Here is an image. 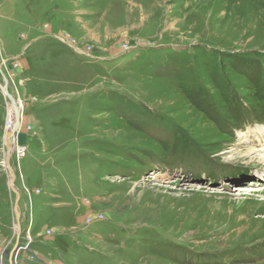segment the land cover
<instances>
[{
    "label": "rangeland",
    "instance_id": "rangeland-1",
    "mask_svg": "<svg viewBox=\"0 0 264 264\" xmlns=\"http://www.w3.org/2000/svg\"><path fill=\"white\" fill-rule=\"evenodd\" d=\"M257 153L264 0H0V264H264Z\"/></svg>",
    "mask_w": 264,
    "mask_h": 264
},
{
    "label": "water",
    "instance_id": "water-1",
    "mask_svg": "<svg viewBox=\"0 0 264 264\" xmlns=\"http://www.w3.org/2000/svg\"><path fill=\"white\" fill-rule=\"evenodd\" d=\"M3 77H4V89L6 90V92H8V79L6 78V75L3 73ZM8 95L10 96V100L12 98V100H14L15 98L8 92ZM15 102V101H14ZM16 138V131H12L11 134L8 133L7 136H5V144L7 146V154H6V158H5V162L6 165L8 166L9 170H10V184L12 186V189L16 192V205H15V209H16V214H17V225H16V230L17 233L20 231V211H19V199H20V194L18 192V190H16L15 186H14V180H15V174L14 171L12 170L11 166H10V160L12 158L13 153L15 152L16 149V141H14V139ZM20 244H16V246L13 248L12 254L10 256L11 259V264H16V260L14 259V255L16 256L19 251H20Z\"/></svg>",
    "mask_w": 264,
    "mask_h": 264
},
{
    "label": "bare ground",
    "instance_id": "bare-ground-1",
    "mask_svg": "<svg viewBox=\"0 0 264 264\" xmlns=\"http://www.w3.org/2000/svg\"><path fill=\"white\" fill-rule=\"evenodd\" d=\"M4 92L5 94L8 95V92H6V90L4 89ZM9 96V95H8ZM10 97V96H9ZM19 105L17 106V103L16 102H13L11 104V108H10V114H9V127H7V131H6V136L8 133L11 134L12 131H16L17 128L19 127V122L17 123V120H18V116H19ZM17 123V125H16ZM16 125V126H15ZM14 141H16V138L14 139ZM17 144V142L15 143V145ZM253 151L251 152L250 149H249V152L251 153V155H253L257 150H254L252 149ZM263 151V150H261ZM254 156H258L263 162H264V153H257V155H254ZM263 176H264V173L263 171L260 172ZM261 176V175H260ZM263 180V179H262ZM264 192V191H263Z\"/></svg>",
    "mask_w": 264,
    "mask_h": 264
},
{
    "label": "built area",
    "instance_id": "built-area-1",
    "mask_svg": "<svg viewBox=\"0 0 264 264\" xmlns=\"http://www.w3.org/2000/svg\"><path fill=\"white\" fill-rule=\"evenodd\" d=\"M17 142V141H16ZM15 151H16V153H17V155L20 157V156H22V155H24L25 154V147H22L21 145H19L18 143H17V145H16V149H15ZM40 190H37V192H39ZM99 216V215H98ZM98 216H96V218H99L100 220H102L103 218L102 217H98ZM95 219V218H94ZM90 220V222H95V220ZM27 247V246H26ZM22 249H24V250H26L25 248H24V246H22Z\"/></svg>",
    "mask_w": 264,
    "mask_h": 264
},
{
    "label": "crops",
    "instance_id": "crops-1",
    "mask_svg": "<svg viewBox=\"0 0 264 264\" xmlns=\"http://www.w3.org/2000/svg\"><path fill=\"white\" fill-rule=\"evenodd\" d=\"M21 202H22V196H21V198H20V205L22 206Z\"/></svg>",
    "mask_w": 264,
    "mask_h": 264
}]
</instances>
